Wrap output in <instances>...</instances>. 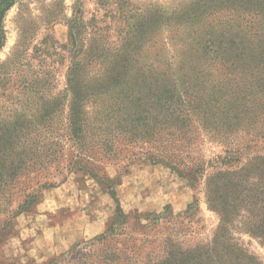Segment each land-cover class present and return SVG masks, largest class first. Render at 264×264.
<instances>
[{
    "label": "trees",
    "instance_id": "1",
    "mask_svg": "<svg viewBox=\"0 0 264 264\" xmlns=\"http://www.w3.org/2000/svg\"><path fill=\"white\" fill-rule=\"evenodd\" d=\"M19 1H0V52ZM82 10L68 20L63 89L50 66L20 69L31 57L23 35L0 63L1 95L19 100L0 115V214L27 180L47 178L44 189L56 184L51 170L67 168L96 178L97 161L141 143L180 176L204 178L207 162L190 167L183 156L207 139L226 149L205 180L217 232L209 245L169 252L160 264H261L232 231L237 225L264 244V0H190L143 16L115 41ZM26 189L18 211L37 199Z\"/></svg>",
    "mask_w": 264,
    "mask_h": 264
},
{
    "label": "rangeland",
    "instance_id": "2",
    "mask_svg": "<svg viewBox=\"0 0 264 264\" xmlns=\"http://www.w3.org/2000/svg\"><path fill=\"white\" fill-rule=\"evenodd\" d=\"M189 1L20 0L5 20L7 43L0 63L14 52L23 35L31 57L28 62L22 57L20 69L50 66L58 88L63 89L69 64L63 47L69 42L68 20L76 8L83 9L85 21L93 20L104 36L115 41L143 16L174 13ZM53 15L61 19L51 22ZM14 98L0 93V115L17 106L19 100ZM225 150L204 139L183 156L190 167L199 159L207 162L205 177L195 180L155 162L152 157L158 151L143 143L97 161L96 178L74 175L67 168L60 171L64 176L51 170L56 184L44 189L38 184L47 178L27 180L16 188L18 195L8 211L0 214V264H160L169 252L209 245L220 220L208 206L205 180ZM72 153L67 152L66 158ZM25 189L37 199L18 211L16 204L25 200ZM109 189L116 192L117 201ZM232 237L264 264V244L259 239L237 225Z\"/></svg>",
    "mask_w": 264,
    "mask_h": 264
}]
</instances>
